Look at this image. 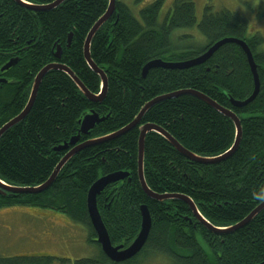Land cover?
I'll return each mask as SVG.
<instances>
[{"label": "trees", "instance_id": "obj_1", "mask_svg": "<svg viewBox=\"0 0 264 264\" xmlns=\"http://www.w3.org/2000/svg\"><path fill=\"white\" fill-rule=\"evenodd\" d=\"M24 1L43 5L55 0ZM164 1L153 0L135 16L123 0H116L115 12L93 36L90 57L104 71L108 82L101 102L89 101L63 71L50 70L42 78L27 115L0 137V180L19 187L45 182L71 145L62 150L55 147L69 143L78 134L79 121L90 111L105 118L89 135L80 134L78 143L127 125L155 97L193 90L239 117V145L226 159L201 164L188 160L161 135L150 132L144 141L147 186L157 194L189 197L216 227L243 220L262 203L253 197V192L264 187V35H249L246 19L235 12H215L206 5L197 26L205 43L184 45L196 27L195 4L192 0H174L161 17ZM107 5L108 0H65L49 11L35 12L14 0H0V67L11 58L18 59L5 72L7 84H0V127L23 109L35 75L46 64L67 66L87 90L99 93L100 79L84 59L83 43ZM176 29L189 36L176 38ZM225 37L244 40L257 67L259 92L243 107L232 106L228 97L246 99L253 90V77L243 50L234 43L223 44L199 65L186 69L155 67L142 76L144 65L151 60L192 59ZM58 46L60 58L54 55ZM147 123L163 128L186 150L205 157L224 153L234 141L233 122L197 97L180 95L154 104L126 134L78 151L45 191L0 194V208L34 207L59 213L66 221L79 224L88 230V241L98 248V253L73 263L40 253L1 257L0 264H52L55 259L69 264L262 262L264 209L242 228L216 234L197 221L185 202L157 201L146 195L139 183L137 153L141 126ZM119 171L127 173V177L108 184L96 197L112 245L126 247L135 238L141 225V205L148 207L152 225L141 251L115 263L96 242L86 194L97 178Z\"/></svg>", "mask_w": 264, "mask_h": 264}, {"label": "water", "instance_id": "obj_2", "mask_svg": "<svg viewBox=\"0 0 264 264\" xmlns=\"http://www.w3.org/2000/svg\"><path fill=\"white\" fill-rule=\"evenodd\" d=\"M18 5L31 10L35 12H43V11H49L51 9L56 8L61 3H63L65 0H55L51 3L43 4V5H37L28 3L24 0H14ZM115 3L116 0H108V5L105 13L94 23V25L91 27V29L88 31L84 43H83V55L84 59L89 66V68L99 77L100 79V91L98 94H93L89 90L86 89V87L82 84V82L77 78V76L65 65L54 62L49 63L43 66L39 72L35 75L29 95L27 98V101L23 107V109L14 117H12L9 121L4 123L0 127V137L1 135L8 130L10 127L21 121L29 112L31 109L38 87L41 83L42 78L50 71V70H60L63 71L65 74L68 75V77L74 82V84L77 86L79 91L91 102H101L103 98L105 97L106 91H107V77L106 74L102 69L97 67L95 63L92 61L90 57V44L92 41L93 36L95 33L99 30V28L112 16V14L115 12ZM71 36L72 34H69L68 37V44L67 47L70 45L71 42ZM225 43H234L238 45L244 52L246 59L248 61V65L253 77V90L252 93L244 100H235L232 97H228L230 103L234 107H243L250 103L258 94L260 89V81L259 76L257 72V67L254 62L253 54L251 50L249 49L248 45L244 40L233 38V37H225L214 44H212L206 51H204L202 54L188 60L184 61H178V62H165L160 59H155L147 62L143 69H142V76L145 77L146 73L151 69L155 67H162L167 69H186L190 68L196 65H199L201 63H204L208 58L212 56V54L218 50L220 46H222ZM55 57L60 58L61 56V48L58 46L55 51ZM18 62V59L11 58L9 61H7L2 67L1 70H5L10 68L11 66L15 65ZM2 80L0 79V82ZM180 95H192L194 97H197L201 99L202 101L209 104L211 107H213L217 112H219L221 115L229 118L234 125V141L231 145V147L225 151L224 153L213 156V157H205L201 155L194 154L188 150H186L183 146H181L171 135H169L163 128L154 125V124H144L141 126L139 138H138V153H137V172H138V178L139 183L143 189V191L146 193V195L157 201H163L166 199H178L180 201L185 202L193 216L199 221L206 229L213 233L218 234H227L232 231H236L239 228H242L245 226L251 219H253L262 209H264V202H262L258 207H256L251 213H249L243 220L226 227H216L212 225L208 220H206L202 214L197 209L194 202L187 196L181 195V194H157L149 189L145 182L144 173H143V162H144V141L145 136L150 132H155L159 135H161L169 144L172 145L181 155L186 157L190 161H194L201 164H213L220 162L227 157H229L238 147L239 141L241 138V126H240V119L239 117L230 109L224 108L211 99L207 98L205 95L193 91V90H179L168 94H163L158 97H155L154 99L147 102L143 108L138 113L137 117L128 123L127 125L102 136L90 138L86 141H83L81 143H78L80 134L89 135L90 131L104 120L105 117H100L97 113L94 111H90L89 113L85 114L82 119L79 121V132L77 135L71 137L69 140V143L57 146L55 147V150H62V149H68V146L71 145V148L67 151V153L61 158V160L56 165L55 169L51 173L50 177L43 182L42 184L38 186H31V187H19L14 185H9L2 180H0V194H5L6 192L17 194H38L43 191H45L55 180L56 176L60 172V170L63 168V166L67 163V161L75 155L78 151L81 149L94 145L96 143H103L108 140L115 139L117 137H120L124 134H126L128 131L133 129L137 124L139 123L141 117L144 115V113L151 108L154 104L163 101L165 99L175 98ZM127 177V173L123 171L110 173L107 175L100 176L96 179L94 183L91 184L89 189L87 190L86 194V208L88 212V216L90 219V223L92 225V228L94 229V232L96 234V242L100 245L101 251L103 254L109 258L111 261L115 263L126 261L135 255H137L143 246L145 245V242L147 240V237L150 232V228L152 225L151 216L148 210V207L146 205H141L139 210L141 214V225L140 229L135 236V238L124 247L123 245H112L109 235L107 232V229L102 221L101 215L99 213L97 203H96V197L100 194V192L110 183L123 180ZM257 264H264V260Z\"/></svg>", "mask_w": 264, "mask_h": 264}, {"label": "rangeland", "instance_id": "obj_3", "mask_svg": "<svg viewBox=\"0 0 264 264\" xmlns=\"http://www.w3.org/2000/svg\"><path fill=\"white\" fill-rule=\"evenodd\" d=\"M135 16L139 10L153 0H123ZM128 1V2H127ZM139 3H137V2ZM174 0H165L161 17L171 7ZM195 4L196 27L184 45L201 46L205 43L198 31L203 10L210 5L213 11L228 9L247 21L249 35H264V0H192ZM133 4V5H132ZM132 5V6H131ZM181 29L174 31V36H189ZM187 30V29H183ZM264 49V44L261 47ZM89 232L79 224L65 220L59 213L42 211L29 206H10L0 208V258L19 255L46 253L56 257L74 260L98 253V248L88 241ZM152 263H157L154 261ZM52 264L60 263L58 259Z\"/></svg>", "mask_w": 264, "mask_h": 264}, {"label": "clouds", "instance_id": "obj_4", "mask_svg": "<svg viewBox=\"0 0 264 264\" xmlns=\"http://www.w3.org/2000/svg\"><path fill=\"white\" fill-rule=\"evenodd\" d=\"M253 197L258 201L264 202V187H261L257 191H254Z\"/></svg>", "mask_w": 264, "mask_h": 264}, {"label": "flooded vegetation", "instance_id": "obj_5", "mask_svg": "<svg viewBox=\"0 0 264 264\" xmlns=\"http://www.w3.org/2000/svg\"><path fill=\"white\" fill-rule=\"evenodd\" d=\"M2 67V66H1ZM1 67H0V79L2 80L0 82V84H3V85H6L7 84V76L5 75V72L7 71V69L5 70H1ZM1 87V86H0Z\"/></svg>", "mask_w": 264, "mask_h": 264}, {"label": "bare ground", "instance_id": "obj_6", "mask_svg": "<svg viewBox=\"0 0 264 264\" xmlns=\"http://www.w3.org/2000/svg\"><path fill=\"white\" fill-rule=\"evenodd\" d=\"M242 135V134H241ZM241 139V138H240Z\"/></svg>", "mask_w": 264, "mask_h": 264}]
</instances>
